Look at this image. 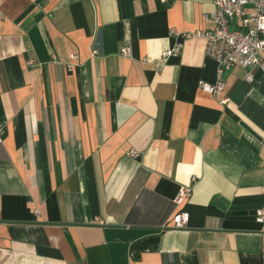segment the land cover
<instances>
[{"label": "crops", "instance_id": "obj_1", "mask_svg": "<svg viewBox=\"0 0 264 264\" xmlns=\"http://www.w3.org/2000/svg\"><path fill=\"white\" fill-rule=\"evenodd\" d=\"M213 11L0 0V264H264V75L231 67L213 96L203 38L161 57Z\"/></svg>", "mask_w": 264, "mask_h": 264}, {"label": "built area", "instance_id": "obj_2", "mask_svg": "<svg viewBox=\"0 0 264 264\" xmlns=\"http://www.w3.org/2000/svg\"><path fill=\"white\" fill-rule=\"evenodd\" d=\"M214 11L204 14L203 20L211 24L207 29H195L193 31H176L170 29L169 34L175 37L172 47L162 51V59L169 56H177L182 47V41L191 37H201L205 40V53L217 63V79L215 83L199 81V90L213 96H218L224 89L222 79L224 70L234 66L246 69L245 79L253 80V70L259 68L264 75V0H211ZM94 50L92 53H97ZM124 56L132 57L130 46H125L120 52ZM77 58L75 53L69 54L66 62L68 70L72 69L73 60ZM227 98L221 100L225 103ZM2 129H0V141ZM132 156L138 153L130 151ZM264 175V173H263ZM264 189V188H263ZM190 186H181L175 197V203L181 204L190 195ZM189 214L186 211H178L172 215L173 226L180 228L187 224ZM255 220L264 222V205L255 211Z\"/></svg>", "mask_w": 264, "mask_h": 264}]
</instances>
